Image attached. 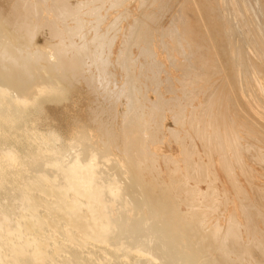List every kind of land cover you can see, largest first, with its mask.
<instances>
[{"label": "bare ground", "instance_id": "bare-ground-1", "mask_svg": "<svg viewBox=\"0 0 264 264\" xmlns=\"http://www.w3.org/2000/svg\"><path fill=\"white\" fill-rule=\"evenodd\" d=\"M125 1L110 0L111 7H121ZM164 1L160 5L166 8ZM158 2L140 0L142 7ZM106 3L12 0L8 11L0 9V264H264V201L263 205L254 202L251 194L256 189L263 199L264 186H254L251 180L250 192L236 170L240 166L253 173L244 154L254 144L246 146L244 130L238 129L236 111L241 108L231 102L230 81L225 85L222 77L219 83L217 78L210 81L221 76L224 66L220 64L226 63L214 55L220 50L214 46L213 54L204 31L197 30L194 41L192 23L191 29H181L193 20L183 3L170 25L160 31V38L148 24L160 7V11L149 9L152 14L132 15L127 8L110 16L102 12ZM129 17L133 22L125 27ZM204 23L207 27L205 19ZM46 27L51 40L47 38L42 46L37 37ZM227 33L232 37V31ZM248 63L243 67L249 74ZM168 66L183 73L174 76ZM119 68L124 72L122 81L116 72ZM228 72L226 77H231ZM147 79L156 98L147 95ZM237 84H231L235 93ZM82 97L88 100L84 98L89 122L77 117L81 114L74 115L71 137L47 124L48 117L43 121L39 116L46 102L68 101L75 106ZM250 108L257 118L264 117V111ZM244 112L242 116L248 118ZM169 114L176 124L187 126L165 128L162 122ZM164 130L181 148L178 154L156 149L162 141L158 134ZM196 138L201 139L203 152ZM257 149L253 159L264 168V147ZM219 167L234 190V206L224 228L209 219L220 206L221 188L210 185L220 177ZM201 182L209 184L210 191ZM222 184L227 195L230 190ZM256 216H260L257 221Z\"/></svg>", "mask_w": 264, "mask_h": 264}, {"label": "rangeland", "instance_id": "rangeland-1", "mask_svg": "<svg viewBox=\"0 0 264 264\" xmlns=\"http://www.w3.org/2000/svg\"><path fill=\"white\" fill-rule=\"evenodd\" d=\"M73 1H75V0H73ZM161 1H164V0H161ZM166 1V0H165ZM164 1V2H165ZM171 1V2H170ZM175 1V0H174ZM174 1L173 0H167L166 2L169 4V6H170V9H169V7H168V4H167V7L166 8H164L162 5H160V0H159V2L158 3H155V5H150V6H145V7H142L141 6V3H140V0H126L125 2H124V5L123 6H121V7H118V8H112L111 7V2H110V0H108V3H106L105 4V7L102 9V12L104 13V14H109L110 16H114V15H117L118 14V12H122V11H124V10H126L127 8H128V11H130L131 12V14L132 15H143L142 14V12L143 13H147L148 12V14H152L151 12L152 11H160V8L162 9L160 12H153V15H155V19L153 20V21H148V24H150V27L151 28H155L156 30L154 31L155 32V35H156V37L157 38H160L159 36H160V31L162 30V28L163 27H167V25H170L169 23H170V21H171V19H172V15L175 13V11L176 10H179V9H181V5H182V3H183V6H185L186 8L185 9H187V10H189V11H187L188 13H192V17H193V20L192 19H190V24H189V26H182L181 27V29L182 28H185V30H188V29H191V27L190 26H192V24H193V29H191L192 31H194V29L196 30V33H191L190 35H193L192 37L193 38H196V40H194V41H197V39H198V36H199V32L197 33V30L198 31H201L202 32V34H203V31H204V33L206 34V35H204L205 37H204V39H206V41H207V38H208V41H209V43L208 42H206L208 45H209V47L210 46H212V52H213V54H214V50L215 49H217L216 51H218V50H220L221 51V48H222V51L220 52V51H218V55H216L217 54V52H216V54H214L215 55V57L217 56V58H218V56H220L219 58H218V60L219 59H221V61H223L224 62V60H225V62L226 63H222V62H220V63H222V64H220V66H221V68H222V65L224 66L222 69H223V72H221V76H215V77H211V82L212 83H214V81H215V79L217 78V79H219V80H217L216 79V81H217V83H219L220 81H221V77L222 78H224L223 79V81H224V85L225 84H227L229 81L230 82H232L231 84H232V86H234V84H237L238 82V84H237V87L238 88H236V93L238 94V95H236V93H235V91L233 90V88H232V86H231V84H230V82L228 83L230 86H228V88L229 89H231V90H229L228 89V91L230 92L231 91V96H233V97H231V102L233 103V104H235V102H237L236 104H238V105H236V107L237 106H239V107H237V108H239L240 109V111H239V113H238V111H236L237 112V118H238V120H237V118H236V121H237V123L239 124H237L238 125V129H240L241 131L242 130H244V131H242L241 132V134L246 138V140H245V142L244 143H246L245 145L246 146H250V145H248V144H251V145H253V149H251L250 150V152L248 151H246L247 152V154L245 153H243L244 154V158H245V160H246V162L250 165V168H251V171L253 172L251 175L250 174H248L247 172H245V169L243 170V169H240L239 167L240 166H238L237 167V173H238V177H239V179H240V181H241V184H243L244 186L246 185V187L250 190L251 189V186H250V181L251 180H253V183L255 184H253L254 186H259V187H263L264 186V176H262V175H264V168H263V165H262V163L261 164H259V163H257V161L255 162V159H253L254 158V155L255 154H257L258 153V146L259 145H261V146H263L264 147V117H260V119L259 118H257V116L255 115V114H252L251 113V108L250 107H252V109H254V110H262V111H264V73L263 74H261L262 75V77H261V75L259 74V70H260V67H262V66H260V65H262L263 64V68H261V70H263L264 69V20L262 19V18H264V14H259V13H264V0H218V1H216V0H196V3H198V5L195 3V5H194V3L193 2H195V0H193V1H191V0H176L177 2H175L174 3ZM188 1H189V3H188ZM192 3H191V2ZM210 2V4H209V2ZM211 1H213L212 3H211ZM220 1V3L218 4V2ZM228 1V2H227ZM248 1V2H247ZM257 1V2H256ZM129 2V3H128ZM185 2H186V4H185ZM207 2V3H206ZM240 4H239V3ZM251 2H252V4H251ZM253 2H254V4H253ZM258 2H260V3H258ZM11 3H12V0H0V9H3L4 11H8L9 9H10V5H11ZM179 3H181V5L179 4ZM202 3V4H201ZM215 3H217L216 5H215ZM223 3V4H222ZM247 3V4H246ZM140 4V5H139ZM174 4V5H173ZM177 4V5H176ZM188 4H190V7H189V5ZM193 4V5H192ZM201 4V5H200ZM212 4H213V7H212ZM230 4V5H229ZM249 4V7L247 6ZM257 4V5H256ZM259 4V5H258ZM261 4V5H260ZM158 5V7H156ZM179 5H180V7H179ZM202 5H203V7H202ZM205 5V6H204ZM206 5H207V7H206ZM221 5V6H220ZM229 5V6H228ZM253 5V6H252ZM155 6V7H154ZM162 6V7H161ZM182 6V7H183ZM189 8H188V7ZM193 6V7H192ZM194 6H198V7H200L201 6V8L200 9H198V7H197V10H195L194 11V8L196 9V7H194ZM241 6V7H240ZM257 6H258V9H257ZM260 6V7H259ZM141 7V8H140ZM160 7V8H159ZM171 7H172V9H171ZM179 7V8H178ZM215 7H217V9L215 8ZM219 7V8H218ZM222 7V8H221ZM227 7V8H226ZM229 7V8H228ZM130 8V9H129ZM146 9L145 11H143L144 9ZM163 8L165 9V10H163ZM202 8H204L203 10H202ZM211 8H212V10H213V12H212V10H211ZM260 8H262L261 10H259ZM106 9V10H105ZM148 9V10H147ZM149 9H151L150 11H149ZM154 9V10H153ZM182 9H184V7L182 8ZM191 9V10H190ZM253 9V10H252ZM109 10V11H108ZM169 10V11H168ZM198 10H200L199 12H197ZM215 10V11H214ZM255 10V11H254ZM258 10V11H257ZM142 11V12H141ZM206 11V12H205ZM224 11V12H223ZM262 11V12H261ZM162 12V13H161ZM168 12V13H167ZM196 12V13H195ZM204 12V13H203ZM218 12L220 13V14H218ZM256 12L259 14H256ZM141 13V14H140ZM163 13H164V17L162 16L163 15ZM166 13V14H165ZM190 13V14H191ZM199 13V14H198ZM203 13V14H202ZM211 13H213V14H211ZM252 13V14H251ZM160 14V15H159ZM200 14H202V16H203V18L205 19V22L206 23H208V24H206V26L207 27H205V26H203V24L202 23H204V19L203 20H201L202 18H200V17H202V16H198V15H200ZM210 14V15H209ZM216 14V15H215ZM224 14V15H223ZM247 14V15H246ZM250 14V15H249ZM205 15V16H204ZM213 15V16H212ZM217 15H218V17H217ZM249 15V16H248ZM53 16V14L51 15V17ZM158 16V17H157ZM197 16V17H196ZM209 18H208V17ZM222 16V17H221ZM254 16V17H253ZM157 17V18H156ZM161 17H163V18H161ZM199 17V18H198ZM207 17V18H206ZM217 19H216V18ZM254 19H253V18ZM260 19H259V18ZM262 17V18H261ZM220 18V19H219ZM224 20H223V19ZM231 18V19H230ZM246 18V19H245ZM252 18V19H251ZM256 18V19H255ZM92 19H94V17L92 18ZM157 19V20H156ZM208 19V20H207ZM213 19H214V22H213ZM226 19V20H225ZM161 20V21H160ZM255 20V21H254ZM260 20V21H259ZM158 21V22H157ZM191 21H193V22H191ZM199 21V22H198ZM209 21H211V22H209ZM226 21L228 22V24L229 23H231V24H227L226 23ZM252 21V22H251ZM257 21V22H256ZM129 22H133V18L132 17H129L125 22H124V26L125 27H127L128 25H129ZM154 22V23H153ZM221 22H222V24H221ZM263 22V23H262ZM159 23V24H158ZM192 23V24H191ZM210 23V24H209ZM236 23V24H235ZM154 24H156L157 26L155 27V25ZM205 24V23H204ZM259 24H260V26H259ZM211 25H213V26H210ZM215 25V26H214ZM228 26V27H226V26ZM254 25V26H253ZM103 26H107V22H105L104 24H103ZM202 26V27H201ZM218 26V27H217ZM222 26V27H221ZM258 26V27H257ZM204 27V28H203ZM221 27V28H220ZM254 27H256V28H254ZM207 28H209L208 30H206ZM211 28H213L214 29V31H216L215 33H213L214 31H213V29H211ZM229 28V29H228ZM234 28V29H233ZM201 29H203V30H201ZM211 29V30H210ZM223 29V30H222ZM227 29V30H226ZM258 29V30H257ZM261 30V31H260ZM45 31V32H44ZM205 31H209L208 33L207 32H205ZM225 31H226V33H225ZM228 31H232L233 32V35H232V37L231 36H229V33H227ZM244 33H243V32ZM256 31V32H255ZM260 31V32H259ZM241 32V33H240ZM45 33V34H44ZM217 33V34H216ZM222 33H225V34H222ZM40 34V35H39ZM39 34H38V37H37V39H38V42H39V44H41L42 46H45V44H46V42H47V40L48 39H50V37H49V29L46 27L45 29H43V30H41V32H39ZM48 34V35H47ZM196 34H197V36H196ZM208 34H209V36L211 35V37H212V34H213V36L215 37L216 36V38H212V40L214 39V41L215 42H219L218 44L219 45H217L216 46V43L214 42V41H210V39H211V37H209L208 36ZM216 34V35H215ZM220 35V36H217V35ZM228 34V35H227ZM255 35V36H254ZM257 35V36H256ZM206 36H208V37H206ZM191 37V36H190ZM217 37H218V40L216 41L215 39H217ZM231 37V38H230ZM239 37V38H238ZM48 38V39H47ZM210 38V39H209ZM260 38H262V39H260ZM167 39H169V38H167ZM246 39V40H245ZM51 40V39H50ZM77 40L80 42V39L79 38H77ZM220 40V41H219ZM262 40V41H261ZM246 41V42H245ZM212 42L213 43H215V44H212ZM223 44H222V43ZM224 42H225V44H224ZM237 42V43H236ZM248 42V43H247ZM119 43H120V41L118 42V44H117V46L119 45ZM44 44V45H43ZM228 44V45H227ZM230 44V45H229ZM234 44H235V47H233L232 48V46H234ZM240 44V45H239ZM226 45V46H225ZM232 45V46H231ZM238 45V46H237ZM244 47H243V46ZM215 46V47H214ZM219 46L221 47V48H219ZM230 46V47H229ZM241 48H240V47ZM215 49H214V48ZM227 47V48H226ZM235 48V49H234ZM240 48V49H239ZM246 48V53H242V50L243 49H245ZM262 48V49H261ZM214 49V50H213ZM224 49V50H223ZM227 49H228V51L229 52H231V53H229L228 51H227ZM230 49V50H229ZM233 49V50H232ZM234 50L236 51V53L237 54H233V52H234ZM137 51V50H136ZM226 51V52H225ZM237 51H239V53L237 52ZM249 51V52H248ZM204 52V51H203ZM222 52H223V54H222ZM242 54H241V53ZM229 53V54H228ZM220 54V55H219ZM221 54H222V56H221ZM231 54V55H230ZM247 54V55H246ZM177 55V57L178 58H180L179 57V55L178 54H176ZM230 56V57H229ZM232 56V57H231ZM238 56V57H237ZM241 56V57H240ZM246 56V57H245ZM160 57H161V59L162 58H164V60L167 62V59H166V56H165V54H161L160 55ZM240 57V58H239ZM226 58H227V60H226ZM229 58V59H228ZM230 58H233V59H231L230 60ZM250 58V59H249ZM223 59V60H222ZM248 59V60H247ZM197 60V59H196ZM244 60V61H243ZM247 60V61H246ZM252 60V61H251ZM142 61H144V60H142ZM198 61V60H197ZM229 63H228V62ZM251 62V63H248V65H249V74L247 73V71L245 72V69H244V62ZM259 61L260 62H262L260 65H258L259 64ZM240 62V64L238 65V63ZM234 63L236 64V66L235 67H237V66H239V69H238V67L237 68H235L234 67ZM258 63V64H257ZM226 64V65H225ZM231 64V65H230ZM257 65V66H256ZM228 66H230L229 68H228ZM252 66V67H251ZM256 67V68H255ZM243 68V69H242ZM168 69H169V71L174 75V76H178L179 74H181V73H183L182 72V70L181 71H179V70H177V69H175V68H173V67H171L170 66V68H169V66H168ZM251 69V70H250ZM253 69V70H252ZM177 70V71H176ZM233 70H236V74H234V71L232 72ZM243 70H244V73H243ZM227 71V72H226ZM228 71H230V75H231V77L230 76H227L228 78H230V80L229 79H226L227 77H226V75H229V72ZM242 71V72H241ZM258 71V72H257ZM116 72H117V74L119 75V78H120V80L122 81L123 80V78H122V75H124V72H123V70L122 69H117L116 70ZM227 74H226V73ZM238 72V73H237ZM263 72H264V70H263ZM122 74V75H121ZM225 74V75H224ZM232 74H233V76H232ZM237 74L239 75L238 77H237ZM246 74V75H245ZM250 76H248V75ZM162 75H163V77L166 75V73H162ZM224 75V76H223ZM180 76V75H179ZM252 76V77H251ZM166 77V76H165ZM219 77V78H218ZM235 77V78H234ZM244 77V78H243ZM231 78H233V79H231ZM236 78H237V80H236ZM246 78H247V80H246ZM210 79V78H209ZM209 79H208V81H209ZM239 79V80H238ZM251 79V80H250ZM214 80V81H213ZM228 82H227V81ZM244 80V81H243ZM209 81V82H210ZM145 82H146V85H148L149 86V90H148V92H147V95L149 96V97H151V98H156V96H155V93L153 92V90H152V88H153V85H152V83H151V81H149L148 79L147 80H145ZM148 82V83H147ZM226 82V83H225ZM244 82V83H243ZM244 84V85H243ZM152 86V87H151ZM245 88H244V87ZM249 87V88H248ZM151 88V89H150ZM238 89V90H237ZM245 89V90H244ZM248 89V91H246ZM248 92V93H247ZM168 94V93H167ZM238 96V97H237ZM242 96V97H241ZM249 96V97H248ZM201 97H203L202 95L200 96V98ZM235 97V98H234ZM239 97H240V99L241 100H239ZM259 97V98H258ZM262 97V98H261ZM78 98V97H77ZM83 99H81V100H79L78 101V105L76 104L75 106H72V105H74V104H72V103H69L68 101H59V100H54L53 102H46L45 103V106H44V111H43V113L42 114H39V116H43L42 118H43V121H44V119H45V117H48L47 118V121L48 122H46L47 124L48 123H52L53 125H55V126H53L54 128H56V129H59V130H62L63 131V133L66 135V136H68V137H71V131L69 130V129H72L73 128V125L71 126V125H69V124H74L73 123V116L74 115H76L77 116V114L78 115H82V117H81V115L80 116H77V117H79L81 120L83 119V121L84 122H86V123H88L89 122V120H87L89 117H88V114H87V109H85V108H87V107H85L87 104H86V101H87V103H88V100H87V97L85 98V97H82ZM86 99V101H85V99ZM232 98H234L233 99V101H232ZM80 99V98H79ZM260 99V100H259ZM236 100V101H235ZM237 100H239V102L237 101ZM245 100V101H244ZM241 101H243L242 103L243 104H240V102ZM261 101H262V103H261ZM82 103V104H80L79 105V103ZM68 103V104H67ZM51 105V106H49V105ZM55 105V106H53V105ZM85 104V105H84ZM245 104V105H244ZM247 104V105H246ZM63 105H64V109H61V108H63ZM57 106V107H56ZM60 106V107H59ZM71 107V109H70V107ZM77 106H78V108H77ZM244 106V107H243ZM248 106V107H247ZM49 107V108H48ZM58 107H59V109H58ZM79 107H81V108H79ZM243 107V108H242ZM250 108L249 110H247L246 108ZM48 108V109H47ZM50 108H53V109H50ZM236 108V109H237ZM62 110V112H61V110ZM68 109V110H67ZM73 109V110H72ZM76 109H78V111L76 110ZM123 109V107L121 108V110ZM239 109H237V110H239ZM51 110H52V113H51ZM58 110V111H57ZM70 110V111H69ZM72 110V111H71ZM80 110V111H79ZM86 110V111H85ZM247 112H246V111ZM41 111V110H40ZM241 111H245L244 113H245V115L246 116H248V118L247 117H245L244 116V114H243V116L245 117V118H247V120L242 116V114L241 113H243V112H241ZM44 112H46V113H44ZM58 113V115L56 114V113ZM73 112V113H72ZM77 112V113H76ZM241 112V113H240ZM76 113V114H75ZM248 113H250L251 114V116H249L250 114H248ZM45 114V115H44ZM50 116H48V115ZM67 114V115H66ZM87 114V115H86ZM239 114V115H238ZM47 115V116H46ZM56 115V116H55ZM62 115V116H61ZM65 117H64V116ZM72 115V116H71ZM241 115V117H239ZM254 115H255V117H254ZM57 116H59V117H57ZM250 117V118H249ZM57 118V119H56ZM59 118H62V120L61 119H59ZM65 120H64V119ZM67 118H69V120L67 119ZM173 117L171 116V114H169V116L167 117V119H165L163 122L161 121V118L159 119L158 118V122H162V124L165 126V128H167V127H173V128H175V129H181V127H183V129L187 126L186 124V126L184 125V126H182L181 124L179 125V124H176L175 123V121H174V119H172ZM244 120H242V119ZM48 119H50V120H48ZM59 119V120H58ZM255 119H258V120H256L255 122H257V124L259 123V120H260V122L263 124V126H262V129H261V126H260V130H259V125L261 124V123H259L258 125L257 124H255V122H253ZM61 120V122H58V121H60ZM72 120V121H71ZM251 120V121H250ZM253 120V121H252ZM51 121V122H50ZM68 121V122H67ZM71 121V122H70ZM239 121V122H238ZM243 123H242V122ZM246 121V122H245ZM253 122L254 123V126H253V123H250V122ZM70 122V123H69ZM246 124H245V123ZM59 123H61V124H59ZM242 123V124H241ZM248 123H250V124H248ZM63 124V125H62ZM65 124V125H64ZM243 124H245V125H243ZM61 125H62V127H61ZM251 125V126H250ZM255 125H257V126H255ZM154 126V125H153ZM240 126V127H239ZM242 126H244V127H242ZM66 127V128H65ZM70 127V128H69ZM155 127H156V124H155ZM242 127V128H241ZM248 127H250V128H248ZM255 127H257L258 128V130H257V128H255ZM247 130H246V129ZM252 128V129H251ZM249 129H250V131H249ZM256 129V130H255ZM245 130H246V132H250V134H248V133H246L245 132ZM255 130V132H253V131ZM262 130V131H261ZM67 131V132H66ZM247 134V135H244V134ZM68 134V135H67ZM256 134V135H255ZM260 134H263V135H260ZM159 135V137L162 139V141L161 142H159L155 147H156V149L160 152V153H162V152H165V153H174V154H178L179 153V151H180V147H179V145L174 141V137L173 136H170V134L168 133V130H164L163 132H161V133H159L158 134ZM172 135V134H171ZM255 135V136H254ZM260 137H258V136ZM162 136H165V138H162ZM95 137H98V136H95ZM257 137V138H256ZM263 137V138H262ZM169 138V139H168ZM255 140H254V139ZM249 139V140H248ZM256 139H258V140H256ZM262 140V142H260ZM169 141V142H168ZM199 141H201V139L199 140V138H196V143H197V146L202 150V147H203V143L202 142H199ZM254 141H258V142H255L254 143ZM201 143V144H200ZM259 144V145H258ZM100 146L102 147L103 145L102 144H100ZM255 147V148H254ZM257 147V148H256ZM104 148V147H103ZM204 151V147H203V150L201 151V152H203ZM253 151V152H252ZM113 152H115L116 154H119L118 153V151L115 149V148H113ZM256 152V153H255ZM205 153V152H204ZM203 153V154H204ZM251 153V154H250ZM248 154H250V156L248 155ZM251 157V158H249V157ZM256 156V155H255ZM203 157H204V159H206L207 160V156H205V155H203ZM250 160H249V159ZM252 160V161H251ZM162 163V167L164 168V169H166L165 167V164L163 163V162H161ZM109 167H110V165H109ZM254 167V168H253ZM240 169V170H239ZM219 175H220V177L216 180V181H214L215 179L214 178H212V179H214L213 180V183L212 184H210V185H213V186H217V187H220L221 188V191H220V194H219V203H218V206H219V209L217 210V211H214L213 213H212V215L210 216V220L211 221H218V222H221V224L223 225V228H224V226H226L227 224H228V217H229V211L231 210V209H233V198H234V190H233V188H232V186H231V184L229 183V181L227 180L228 178H227V176H226V174L223 172V170H221L220 169V167H219ZM244 171L242 174H244V176H245V174L247 175V176H243L242 174H241V172L242 171ZM257 170V171H256ZM112 171V170H111ZM253 175V176H252ZM249 176H250V178H249ZM147 177H149V176H147ZM166 177V176H165ZM166 178H168V177H166ZM247 180H246V179ZM256 178V179H255ZM250 179V180H249ZM258 179V180H257ZM222 181V182H221ZM223 181H224V183H225V185L228 187V189L230 190L229 191V193L227 194L230 198L229 199H231V200H228V201H230V202H228L227 201V195H225V194H223L224 192L222 191L223 190ZM248 181V182H247ZM207 182V181H206ZM206 182H201L200 184H201V187L203 188V189H206V191H210V189L211 188H209L207 185H209V184H207ZM250 182V183H249ZM256 182V183H255ZM210 183V182H209ZM216 183H217V185H216ZM249 183V184H248ZM121 184H123V182H121ZM260 184H261V186H260ZM124 186H126V187H129L130 186V184H126V183H124L123 184ZM129 185V186H128ZM209 189H208V188ZM264 188V187H263ZM256 189H252V199H253V201L254 202H256V203H260V204H262L263 205V202H262V200L264 201V198L263 199H260L261 197L260 196H258V194H256ZM250 192H251V190H250ZM254 196V197H253ZM224 197V198H223ZM255 197H258L257 199L255 198ZM223 200H222V199ZM236 199V198H235ZM227 201V202H226ZM259 201V202H258ZM220 202H221V204H220ZM224 203V204H223ZM225 203H226V205H225ZM225 205V206H224ZM227 206H228V208H227ZM221 208V209H220ZM263 212H264V205H263ZM225 210V212H224V210ZM221 210H223V211H221ZM228 210V211H227ZM225 213V215L224 214H222V213ZM220 214H221V218H219L220 217ZM222 215H224V216H222ZM214 217V218H213ZM258 219H257V218ZM255 217V220L257 221V220H259V218H260V216H256ZM211 218H213V219H211ZM225 218V219H224ZM219 219V220H218ZM226 229V228H225ZM225 229H223V231L225 230ZM254 251H256V250H254ZM255 254H256V256H258L259 254L261 255V253H258L257 251L256 252H254ZM214 254H216V253H214ZM217 256V255H216ZM245 264H249V262H246Z\"/></svg>", "mask_w": 264, "mask_h": 264}]
</instances>
